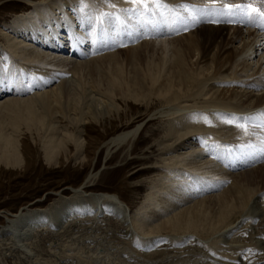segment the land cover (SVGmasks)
<instances>
[{
  "label": "bare ground",
  "instance_id": "bare-ground-1",
  "mask_svg": "<svg viewBox=\"0 0 264 264\" xmlns=\"http://www.w3.org/2000/svg\"><path fill=\"white\" fill-rule=\"evenodd\" d=\"M164 2L211 7L208 0ZM22 4L32 8L31 13L14 17L0 28V111L13 115L12 134H0V164L22 165L18 123L27 125V131L39 139L46 163L54 166L68 147L82 162L85 144L80 126L87 119L97 123L119 115L118 103L138 107L132 119L141 115L125 122L129 128L158 109L153 121L158 120L161 129L143 140L141 171L156 176L149 179L152 188L132 215L118 195H86L84 188L95 181L91 175L84 187L72 191L75 200L19 212L0 230V237L9 235L26 249L25 242L39 230L58 233L65 227L101 228L102 222L111 219L123 227L129 241L144 249L136 252L126 247V261L264 264V189L248 187L241 180L263 166L235 174L264 159V118L260 116L264 113V36L257 34L258 24L220 14L199 16L193 22L188 19L196 15L191 10L154 6L144 10L127 0H22ZM195 26L200 28L191 30ZM203 30L229 33L210 37V45L202 47L199 32ZM237 41L239 47L225 54ZM148 47H158L164 54L163 68H149L128 80L115 77L105 87L94 85L85 90L82 81L96 70L97 62L120 53L141 56ZM170 53L173 60L167 59ZM194 56L193 63L187 62ZM253 56L259 58L252 68L248 63ZM84 95L89 99L86 112L83 108L78 113L66 110L67 102L82 104ZM236 117L252 118L237 121L247 126V132L226 122ZM151 122L145 123L142 132ZM137 134L138 129L123 131L106 146L124 150L130 144L131 150ZM236 152L242 155L233 158ZM226 183L230 185L221 193L199 199ZM164 242L166 246H159ZM94 260L92 264H102Z\"/></svg>",
  "mask_w": 264,
  "mask_h": 264
},
{
  "label": "rangeland",
  "instance_id": "rangeland-1",
  "mask_svg": "<svg viewBox=\"0 0 264 264\" xmlns=\"http://www.w3.org/2000/svg\"><path fill=\"white\" fill-rule=\"evenodd\" d=\"M31 11L32 8L25 7V4H22V0H0V28L9 25L14 17L28 16ZM199 28L200 26H195L191 30L195 31ZM251 30L253 29L251 28ZM187 31H190V29ZM227 33H229L227 30H220L219 32L203 30L199 32V35L203 38L202 47L209 44L210 37L222 34L224 36ZM257 34L261 35L258 31ZM205 38L207 39L205 40ZM1 41L3 42L2 39ZM217 42L219 43V40ZM239 43L238 41L231 43L226 48L227 50L224 51L225 54H230L231 48H238ZM214 46L211 45V47ZM122 51H119V53ZM214 52V48L208 52L209 58ZM167 55L168 60H173L171 53ZM94 57L91 56L90 58ZM258 58V56H253L248 64L251 66L252 63L257 62ZM195 59L196 56L188 57L187 62L193 63ZM165 61L164 54L161 53L158 47L144 48L141 56L133 54L131 57L130 54L120 53L111 60L97 62L95 64L96 70L91 75L86 76L82 82L86 84L85 90L87 91L94 85L105 87V84L115 77L128 80L135 76H141L149 68L151 70L163 68ZM70 75L66 77H70ZM249 92L257 94V92H253L250 89ZM87 101L89 99L84 95L82 104L78 103L74 105L72 102H67V105L64 106H67L66 110H69V112L73 110L78 113V108H80V111L83 108L82 112H86ZM128 105L118 103L119 115L111 118L105 117L97 123H94L92 120L88 121L87 119L85 120L86 123L80 126L82 131L80 139L85 144L82 153L85 159L82 162L72 156L73 149L68 147L66 155L61 154L58 156L55 166L48 165L45 161L39 139L27 131V125L18 123L19 132L17 135H19V139L21 140L20 156L22 165L18 168H11L0 164V230L7 225L9 220H12V216L19 212L44 210L64 200H75L72 198V191H79V189L84 187L91 175L95 176V181L93 185L91 184L84 188V191L87 193L86 195L96 193L118 195L123 202L130 206L132 215L141 206L140 204L143 203L144 197L149 194L152 188V185L150 187L149 179H153L156 176V173L149 175L141 171L143 170L142 167H144L141 166V161L144 158L140 155L142 154V150L140 149H143L145 146L143 140L152 133L157 134L161 129V125H159L158 120L153 121V118L155 119V111L158 110L156 109L150 115H142L143 117L138 119L140 122L129 128L125 122H131L141 114L132 119L138 107L132 103ZM129 113L132 114L127 117L126 115ZM85 117H88V115L85 114ZM149 120L152 122L142 132L145 123ZM12 124L13 115L7 110L2 109L0 111V134H12ZM61 126H66V124H61ZM129 129H138V134L134 138L135 144H133L134 146L131 150L130 144L128 147L125 146L124 150H112L106 146L111 137ZM210 162L214 163L213 160ZM155 163V161H152L151 164L156 166L154 165ZM256 164L259 165L257 166ZM256 164L250 169L237 170L235 174L237 176L239 172L247 173L257 167L263 166L261 170H254V172L242 177L241 180L248 187L264 189V163L259 162ZM216 165L218 164L216 163ZM210 182L219 183L221 181L210 180ZM229 185L226 183L215 191L205 194L206 196L202 195L199 199H203V197L207 198L212 193L219 194L222 188L224 190ZM193 192L195 193L197 190L193 189ZM199 199H196L194 202ZM78 200L83 201L82 199ZM106 220L100 224L101 228L65 227L64 230L58 233L55 231L39 230L33 234L32 239L25 242L26 249L22 245L17 244L9 235L2 236L0 237V242L3 241L6 244L0 243V264H92L95 261L94 259L98 261L102 260V264H137L130 260L126 261V251L129 247H132L136 252H142L144 249L140 247V244H136L135 241H129L123 227H118L114 220ZM80 225L85 226L86 224ZM159 246H166L165 242ZM146 253H150V251H146Z\"/></svg>",
  "mask_w": 264,
  "mask_h": 264
},
{
  "label": "snow or ice",
  "instance_id": "snow-or-ice-1",
  "mask_svg": "<svg viewBox=\"0 0 264 264\" xmlns=\"http://www.w3.org/2000/svg\"><path fill=\"white\" fill-rule=\"evenodd\" d=\"M127 2L144 10H147L150 6H154L156 9L163 7L169 9L170 11H174L177 7L182 9L184 12H189V10H191L196 13L195 16L190 15L188 17V19H191L193 22H196L199 16H214L220 14L227 15L228 17L240 16L242 18L241 22L258 24L259 26L264 27V0H244L242 3H233L231 0H208V3L211 4L210 8L196 7L194 5L183 3L176 6H169L164 2V0H127ZM218 2L222 3L221 8L216 7ZM111 6L115 8L114 4ZM211 22L217 21L212 20ZM260 116L264 118V113H260ZM241 119L248 120L252 118H229L226 122L234 123L237 128L247 132V126L244 123L237 122Z\"/></svg>",
  "mask_w": 264,
  "mask_h": 264
}]
</instances>
